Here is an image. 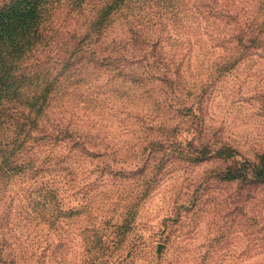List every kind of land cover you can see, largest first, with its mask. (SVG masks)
Masks as SVG:
<instances>
[{
    "label": "rangeland",
    "instance_id": "1",
    "mask_svg": "<svg viewBox=\"0 0 264 264\" xmlns=\"http://www.w3.org/2000/svg\"><path fill=\"white\" fill-rule=\"evenodd\" d=\"M189 1L86 0L71 14L75 20L67 18L66 12L61 15L72 24L68 26L78 21L83 32L98 28L104 58L123 55L129 61L97 67L92 77L84 71L73 81L75 99L89 102L77 114L92 145L79 152L80 158L64 164L63 209L75 211L63 220L60 264H264V252L253 249V244H264V232L250 239L237 230L229 203L235 186L223 181V176H214L220 168L264 159V49H252L229 72L220 70L214 63L227 59L226 51L214 47L217 41L203 32ZM207 33L215 34L211 29ZM145 52L153 54L151 63L161 71L165 64L175 66L178 57L185 60L182 85L189 84L191 93L189 98L181 95L182 100L192 101L199 82L207 84L203 117L194 108L183 121L173 113H160L156 104L164 96L160 87L165 92L171 87L145 80ZM219 75V80H211ZM138 116L142 122L145 117H158L153 132L161 126L168 142L157 148L142 144V129L135 125L140 123ZM201 125L203 145L194 143L189 153L169 141L193 142ZM151 153L155 157L144 173L135 174ZM106 164L113 169L123 166L119 170L129 173L101 177ZM215 221L225 225L221 251L182 256V246L206 248L219 228ZM37 229L47 238L44 225ZM100 241L113 252L111 257L98 256ZM87 248L91 256L85 255Z\"/></svg>",
    "mask_w": 264,
    "mask_h": 264
},
{
    "label": "trees",
    "instance_id": "2",
    "mask_svg": "<svg viewBox=\"0 0 264 264\" xmlns=\"http://www.w3.org/2000/svg\"><path fill=\"white\" fill-rule=\"evenodd\" d=\"M145 1L163 4L171 0ZM84 2L86 0H0V264H60L65 246L63 220L75 211L63 209L64 164L80 158L79 152L92 145L81 129L82 118L77 114L83 108L81 105L88 106L89 102L75 99L71 93L77 89L73 81L84 71L92 77L97 67L118 66L120 60H128L123 55L121 58L102 56L98 28L83 32L78 21L73 27L68 26L72 24H67V18L75 20L71 14ZM189 5L203 23V32L217 41L214 47L226 51L227 59L214 63L220 70L229 72V68L245 59L252 49H264V0H190ZM65 12L67 18L62 20ZM210 20L215 23L211 25ZM210 29L215 34L207 33ZM151 57L153 54L148 52L142 55L145 80L171 87L170 92H165L163 86H158L164 93L162 98L156 99L160 113L165 116L173 113L183 121L193 115L194 108L203 117L207 84L199 82L192 92V101L182 100L181 95L188 97L187 93H191L189 84L182 85L185 60L178 57L175 66L165 64L161 71L151 63ZM219 77L213 76L211 80L217 81ZM131 117L135 119L134 115ZM138 118L140 123L135 125L142 129V144L157 148L168 142L160 133L161 126L153 132L158 117H145L143 122ZM203 126L193 142L179 138L169 141L189 153L194 143L203 145L200 140L205 130ZM88 154L106 157L104 153ZM154 157V153L149 154L135 174H143ZM122 168L113 169L106 164L100 176L129 173L119 170ZM214 176H223V181L235 186L234 197L228 201L233 209L230 212L235 213L232 224L237 230L250 239L264 232V159L256 163L245 160L239 166L220 168ZM41 225L48 229L47 238L38 234L37 228ZM215 225L219 226L217 233L204 250L188 244L180 248L184 250L181 255L196 258L220 252L224 247L225 225L217 221ZM97 232L94 230V236ZM100 243L98 256L111 257L113 252ZM255 245L256 253L264 252V244ZM89 251L87 248L85 255L91 256Z\"/></svg>",
    "mask_w": 264,
    "mask_h": 264
}]
</instances>
